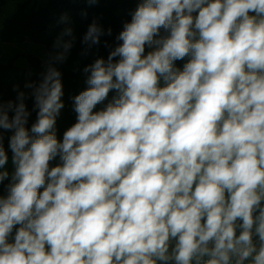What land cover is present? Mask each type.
<instances>
[{
	"label": "clouds",
	"instance_id": "clouds-1",
	"mask_svg": "<svg viewBox=\"0 0 264 264\" xmlns=\"http://www.w3.org/2000/svg\"><path fill=\"white\" fill-rule=\"evenodd\" d=\"M103 34L93 22L83 42ZM116 40L84 69L89 87L62 141L55 67L26 85L30 131L26 94L0 100L15 165L0 197V264H264V0H143ZM72 43L58 41L55 59Z\"/></svg>",
	"mask_w": 264,
	"mask_h": 264
},
{
	"label": "trees",
	"instance_id": "trees-1",
	"mask_svg": "<svg viewBox=\"0 0 264 264\" xmlns=\"http://www.w3.org/2000/svg\"><path fill=\"white\" fill-rule=\"evenodd\" d=\"M143 0H51L46 7L37 11L28 12L26 4L20 0H0V45L1 43H18L31 39L35 43L44 45L49 53L47 62L34 56L30 57L28 67H19L13 60L5 61L4 53L0 47V100L5 104L8 101L17 102L20 92L26 94L25 104L30 112L26 127L31 129L37 120L38 109L35 108L32 89L26 87L28 84L38 85L43 80L49 65L55 67L61 73L63 95L61 97L64 107L56 118L55 133L59 141H62L63 134L77 120L75 112V97L86 90L89 85L87 79L90 72L84 69L98 58L107 59L110 51L119 43L116 37L123 30V25L131 20L132 14ZM97 23L104 32L100 37V43L89 46L83 42V37L89 25ZM71 28L72 36L64 35L66 29ZM111 29V35L108 30ZM161 35H167L161 30ZM72 40V47L65 56V59L58 61L57 54L63 51L57 47V42ZM149 50L146 46L145 52ZM190 60L185 57L183 60L174 62V68L183 70L184 65ZM161 87L165 86L161 78ZM117 95L115 90L109 93L108 98L98 104L94 111H101L112 102ZM14 113H9V116ZM3 135V147L10 151L9 139L12 131L0 129ZM31 135V132H30ZM59 157L50 161L51 167L59 165ZM11 178L0 182V197H7ZM43 191V188L40 189ZM264 204V202H262ZM16 228L9 237V242H14ZM237 229V234H239ZM164 264V262H157Z\"/></svg>",
	"mask_w": 264,
	"mask_h": 264
},
{
	"label": "rangeland",
	"instance_id": "rangeland-1",
	"mask_svg": "<svg viewBox=\"0 0 264 264\" xmlns=\"http://www.w3.org/2000/svg\"><path fill=\"white\" fill-rule=\"evenodd\" d=\"M51 0H20L21 3L26 4L27 11L33 12L39 10L41 7L48 6L49 2ZM193 15H196L194 13ZM251 15H255L254 13H251ZM1 50L4 53V59L5 61L13 60L14 63L19 67H28L30 64V57L34 56L38 59H41L44 62H47L49 59V53L47 48L39 43L33 42L31 39H26L23 42L18 43H1L0 45ZM154 50L153 48H149L147 52H145V55L149 52ZM6 154L8 156V162L4 166L3 171H7L9 173L8 178L12 179V174L15 171V165L12 162V153H9L10 151L5 150ZM173 241V246H174ZM171 251V248H170ZM171 264V262H170ZM248 264V263H247Z\"/></svg>",
	"mask_w": 264,
	"mask_h": 264
},
{
	"label": "built area",
	"instance_id": "built-area-1",
	"mask_svg": "<svg viewBox=\"0 0 264 264\" xmlns=\"http://www.w3.org/2000/svg\"><path fill=\"white\" fill-rule=\"evenodd\" d=\"M238 235V234H237ZM254 242L257 244V247L259 246V240L258 237H254ZM248 262L246 261L245 264H247Z\"/></svg>",
	"mask_w": 264,
	"mask_h": 264
}]
</instances>
